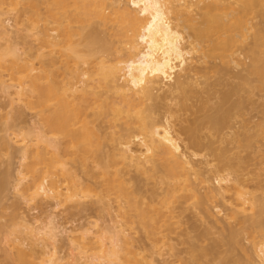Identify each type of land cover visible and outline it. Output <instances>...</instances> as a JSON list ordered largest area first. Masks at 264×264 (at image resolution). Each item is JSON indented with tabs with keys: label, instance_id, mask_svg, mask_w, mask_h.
<instances>
[{
	"label": "bare ground",
	"instance_id": "1",
	"mask_svg": "<svg viewBox=\"0 0 264 264\" xmlns=\"http://www.w3.org/2000/svg\"><path fill=\"white\" fill-rule=\"evenodd\" d=\"M23 4L30 10L28 15H20L31 30L26 29L29 33L26 31L25 37L15 29L18 27L9 25L7 17ZM108 28L114 35L108 34ZM30 35L39 43L38 48L26 43V38L32 41ZM22 44L28 47L26 51H22ZM242 57L251 61L248 74L264 82V0H0V98L8 106L20 104L34 110L39 118V124H35L38 127L20 140L17 137L18 141L7 133L0 135V150L13 151L23 166L17 170L13 190L28 205L45 202L59 209L70 204L84 211L89 191L98 189L106 194L97 195L100 201L94 207L115 213L113 226L104 227L102 235L91 236L90 227L78 238L67 237L72 252L65 258L56 253L61 240L57 234L59 222L51 217L44 227H36L24 217L22 231L7 244L6 259L11 264H174L180 257L173 256L169 263L161 259L162 248L168 246L172 251L174 245L170 244V236H161L162 231H157L163 225L168 230L170 220L177 218L170 215L173 209L169 204L177 194H186L179 197H196V207L203 206L202 198L220 197L227 202V209L232 208L227 220L245 223L242 230L249 238L260 235V240L244 251L249 258L241 264H264V196L256 199L247 191L245 180L229 173L219 174L204 154L199 165L208 170L191 160L199 155L193 149L201 146L195 136L200 123L202 126L207 121L216 131L224 124L226 112L219 107L217 112H209L211 116H203L195 130L189 125L177 129L172 111L163 116L156 113L161 94H167L172 102L178 93L180 108L187 107L189 92L203 83L197 76V63L215 60L233 69L243 64ZM228 95L221 99H229ZM259 106L264 109V104ZM87 109L88 113L94 111L91 120ZM103 117L110 118V136L96 125L95 121ZM256 128L264 139V123ZM4 131L8 129L1 127L0 134ZM235 131H228L227 136L235 139ZM184 134L190 135L189 140L192 137L189 144ZM106 138L112 141L109 149L102 145ZM259 151L264 165V150ZM66 155L78 166L88 157L93 159L98 171L92 169L90 174L96 188L88 185L86 191L82 189L85 186L68 165ZM130 171L151 179L161 172L158 184L164 185L163 193H153V200L144 204L137 199H142L138 189L132 191L129 186L134 184L133 177H126ZM205 172L215 174L212 181L217 186H208ZM27 174L32 175L30 180ZM3 186L0 182V193ZM201 189L205 190L204 196ZM107 193L116 194V200ZM227 197L231 201H225ZM128 210L137 214L145 231H155L156 245L152 244L149 251L135 245L134 221ZM252 212L255 216L250 217ZM175 223L180 226V220ZM236 232L229 236L235 239ZM156 254L162 261L155 258Z\"/></svg>",
	"mask_w": 264,
	"mask_h": 264
},
{
	"label": "rangeland",
	"instance_id": "2",
	"mask_svg": "<svg viewBox=\"0 0 264 264\" xmlns=\"http://www.w3.org/2000/svg\"><path fill=\"white\" fill-rule=\"evenodd\" d=\"M23 5L20 6L18 5L15 10H11L10 11L11 13L9 12L7 17L9 20V25L10 26L12 25L14 28L18 27L15 29H19V32H23L21 34L25 37L26 35L24 34H26V31L29 28L27 29L28 24L25 21L23 23L22 20L24 18L20 17V15L23 16L22 13L28 15L30 10L29 8H27L26 5H24V7ZM106 31L109 32V33L107 32L108 34L114 33L112 32L111 28H108ZM21 34H19V36ZM33 39L35 40V37ZM33 39L30 35V40L32 41L27 42L28 41L27 38L25 40L26 43L31 42L29 45L33 46L32 48L39 46L38 45L39 43L37 41H33ZM248 43H250V41ZM24 45L22 44L20 46L21 49L23 48L22 51L24 50L26 51V49L28 48V47L26 48V44ZM26 53L28 54V52ZM242 60L244 66H242L243 64L240 65V67L234 66L235 68L233 69H231L233 66L232 67L230 66V68L222 67L220 66L219 61L214 62L215 60H207L205 62L202 61L200 63H197L196 65L198 66L196 67L198 69H196V72L197 74H199L197 76L198 77L201 76L200 80L203 81V83H201V85H199L198 87L194 88L189 92L190 96L188 95L189 97L186 101L187 102L186 103L187 107L185 108L186 110L180 108V102H179L180 95L178 93L175 94V100L172 102L170 101L171 97L167 98L168 97L167 94L164 95L161 94L162 98H160L159 104L158 102L156 104L157 105L156 110L158 109L156 113L158 115L162 114L161 116H163L164 114H166V111H172V115H174L173 118L177 129H184L186 126L188 127V125L189 127L193 126L192 128L194 129L195 124L197 129V124L200 122L202 117L208 115L209 112L210 114H212L213 110L214 112H217L218 107H219L218 109H220L221 111L223 110L224 114L226 112L228 116L226 115V120L224 124L221 125V127H223L222 130L220 127V129L214 131L213 129H211V127H209L210 125L206 123L207 121L206 122L204 121V123L202 122L203 123L202 126L201 123L200 126L198 124L199 126L198 128L200 129H197V135L195 134V136H197L196 137L197 139L199 138L198 140H200L201 146L203 145L202 147L204 148H201V146L199 147V149L198 147L194 149L192 148L199 155L195 156L196 158L192 157L191 160H193L192 161L193 164L197 163L196 166L197 165L200 166L201 164L199 165V162L203 161L202 160L203 158L200 157H202L203 154H204L203 156L206 155L207 157H209L207 158V160L209 159L210 161H213L212 164H214V167H216L218 172H220L219 174L228 175L226 173H229V175H231L234 178L238 177L240 179L245 180L244 182L247 184V191L251 193L250 195H252L254 198L256 197V199L260 198L259 200H261V198H263L264 196V165L261 164V162L263 161V157L261 151L259 150H262V148L264 150V139H262L261 134H259L260 132L257 131L256 125H258L259 123H264L263 122L264 120H262L264 119V111H263L264 109L262 106L261 107L259 106V103L264 104L263 103L264 82L263 80L258 79L256 76L254 77V75L248 74L247 70L251 64V61L245 57L244 58L242 57ZM35 62L36 65L38 66L37 60H35ZM204 76H206L207 78ZM204 78L207 81H205ZM205 82L206 84H204ZM260 85L263 86L260 87ZM196 89L197 90L200 89V90L197 91ZM224 94L227 95L229 94L227 96L229 97V99L227 98L226 100H222L221 96H223ZM162 99L163 101L161 102ZM88 109L86 110L87 117H89L91 120L94 118L92 113L94 111L90 110V112L88 113ZM221 111L219 113L223 114V112ZM21 112L23 113L22 117L19 116ZM210 114L209 116H211ZM0 116L2 117L1 119L2 121L0 122V129L1 127L3 129H8V131H4L0 135L7 133L8 135L7 134L6 135L9 138H11L13 141H18L17 140L18 138L20 140V138L25 137L32 128L38 127L36 125L39 124L38 121L39 118L37 112H35L34 110L23 108V106L21 107L20 104H14V105L9 104L8 106L6 100L2 98H0ZM157 116L155 117L158 118ZM103 118L106 119L104 120ZM103 118L99 119L100 123L98 121H95L96 125H101L100 127L104 129L105 134L108 135L107 133H109L108 136H110V133L112 135L113 132V129H110L111 127L110 118L107 117H103ZM119 122L121 123V125H124L123 118H120ZM237 128L238 131L236 130ZM228 131L230 132L235 131L238 134V137H235V139H233L234 137H230L229 135L227 136V133H230ZM188 136L190 137V135ZM188 136L186 134L182 136L186 140L187 144H189V141L191 142L192 139L191 137V139L189 140L187 138ZM115 137H117V135ZM106 140L108 139L106 138L102 142V145H104V147L106 146L105 149L106 148L109 149L108 147L113 146L112 141L110 140L106 141ZM234 140L237 142L234 143ZM64 158L66 159L68 165L71 167L72 171H75V173L77 174L78 180L84 184L85 187L82 188L83 190L86 189L88 185H91L92 188L95 187L93 186L95 179L91 177L90 173L93 170L97 172L98 168L96 167L95 169V164L91 157H88L86 159L88 164L85 161L84 163H81L79 166H78L79 163L73 160V158H70L67 155ZM21 163H22L21 160L17 157V155H15L13 151H10L9 153L7 151L5 152L0 150V182L4 183L2 192L0 193V264H11L5 257V252L8 246L7 244L10 242L9 241L10 239H13L15 237L14 234L20 233V231H22L21 230L22 229L21 227H23L22 219L24 217L25 219H27V221L33 223L36 227L39 226L44 227L45 226L44 224L45 223L47 224L48 220L51 217L52 218L54 217V219L57 220V222H59V225L62 226V227L60 226L59 233H57L59 238H61V240L57 242L58 245L57 248L59 247V249H56L57 251L56 253H58L57 256L59 258L61 256L62 258L64 256L66 257L68 253L72 252V247L69 245L68 242L69 238L67 239V237L70 236L71 238L73 237L78 238V236L81 235V233H84L87 229H90V227L92 231L90 232V234L93 233L91 236L96 234L98 235L101 233L104 227H106L107 225L109 227V225L111 226L113 224L112 217H114L115 215L114 212L112 214H109L105 210L102 211L98 205H97L98 207H94V204H97L100 201L97 195L106 194L105 191H100L98 189H95L96 192L93 190H91L92 192L89 191V194L91 195L89 196L91 198L90 197L86 198L87 205L85 206L84 211L81 210V208L74 209L73 207H71L70 204L69 205L66 204L65 206L62 205L64 207L60 206L59 209L58 207L57 209H55L51 204L45 202L43 203V205L34 204L35 206L32 205L33 203L32 204L29 203V205L28 203L26 204L25 202L20 200V196L18 195L19 193L17 194L12 188L16 179L15 175L17 173V170H19L20 167L23 168V166H21L22 165ZM204 166L205 165H201V168L208 170V168ZM133 173L134 171L133 172L130 171V174L128 176L126 175L127 178L133 177L131 181L134 184L129 186L132 189V191L134 190L137 191L138 189L140 193L138 192L137 195L142 196V199L141 198H137V199L141 200L144 204H149V202L153 200V195H154L153 193H158V195L159 194L161 195L163 193V190L165 188L164 185L158 184L159 183L158 178L159 177L161 178L162 175L161 172L157 173V176L155 175L154 177H152V179L148 178L145 175H140L136 173L133 174ZM202 173H204V171ZM205 173H207L205 176L206 177L208 176L210 182V184L209 182H207L205 186H207L208 184H209L208 186L211 187L216 185L214 184L215 182L212 181L214 180L215 174L213 173L209 174L208 172ZM158 174L161 175L159 176ZM27 177L28 180H30L32 175L27 174ZM204 191L201 189L200 193L204 194L205 193ZM108 195L109 193H107V196ZM137 195L136 197H138ZM185 195L177 194V197L173 198L172 202L169 204L171 209H173V214L170 213V215L177 216L176 219L174 218L173 220H170V222H172V224L174 225L169 224L168 230L166 226L163 225L157 231V232L162 231V233L159 234L161 236L164 237L170 236L169 237L170 244L174 245V247H172L173 250L172 251L169 250L171 248L170 244H169L170 248H168V246H164L161 252L164 256L161 258L158 257V254H156L155 258L158 259V261H162L164 259L166 260L165 261L166 263L167 262L169 263V261L173 262L174 257L175 258L176 256L180 257L179 260L176 261L174 264H241L248 261L249 257L244 251L246 250V248H250L251 246H253L252 244H254L256 241L258 242L260 240L259 239L260 235L256 233L253 235V237L249 238V234L248 235L247 233L245 234V232L242 230L244 229V226H246L245 223H244L245 225L236 224L237 222H233V220L231 219L227 220V217L230 216V213L228 211L231 210L232 208L228 210L227 208H230L228 207L229 205L227 204V202L225 204L220 197H215L213 198L214 200L212 198H211L212 200L207 198H205L206 199L205 200L204 198H202L204 204L201 205H203L202 207L205 209L204 210L202 209V207H200V205L197 207L195 206L198 202L197 200H199L196 197L191 196V198L189 197L190 199H188V197L186 198L183 197L184 199L179 197ZM109 198L116 200V194L111 193V195H109ZM86 199L84 200L86 201ZM228 199L230 198L227 197L225 201H231ZM125 206L128 207L127 205ZM144 208L146 207L144 206ZM129 211L130 210H128V214L131 215L130 216L131 218L130 217L129 218L130 220L133 219L134 221V223L132 224V228L134 227L133 231H135V234L133 233L136 239L135 245L147 247L148 248L147 250L149 251V248L152 247V244L156 245L154 243L155 239L153 236L155 231H153L152 229L145 231L144 228L139 224V219L136 217L137 214H135V212L132 210L131 212ZM254 214L255 213L252 212V214H250V217H252V215L255 216ZM167 215L169 216V212L167 213ZM176 220L177 221L180 220V224H178L180 225L179 227L175 223ZM122 221L125 222L126 220H122ZM174 226L177 227L175 228ZM210 227H212V229ZM228 229L230 230V232L232 231L238 232V233L236 232L237 235L235 239L229 236L230 232L228 231ZM97 231L99 233H97ZM100 235H102V233ZM156 238H161V237H156ZM200 250H202V252L203 250L206 252L200 253ZM203 254L205 256H203ZM158 264L160 263L158 262Z\"/></svg>",
	"mask_w": 264,
	"mask_h": 264
}]
</instances>
